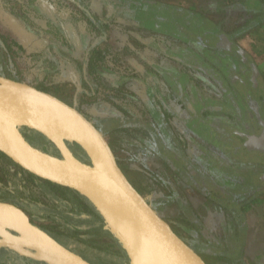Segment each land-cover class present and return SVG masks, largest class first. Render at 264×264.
Wrapping results in <instances>:
<instances>
[{"label":"crops","instance_id":"1","mask_svg":"<svg viewBox=\"0 0 264 264\" xmlns=\"http://www.w3.org/2000/svg\"><path fill=\"white\" fill-rule=\"evenodd\" d=\"M0 72L77 99L217 264H264V0H0Z\"/></svg>","mask_w":264,"mask_h":264},{"label":"water","instance_id":"2","mask_svg":"<svg viewBox=\"0 0 264 264\" xmlns=\"http://www.w3.org/2000/svg\"><path fill=\"white\" fill-rule=\"evenodd\" d=\"M25 129L44 135L59 155L31 143ZM79 145L89 161L77 157ZM0 152L39 179L72 189L103 218L129 264H209L129 179L110 140L75 99L69 102L0 72ZM46 264H94L0 199V250Z\"/></svg>","mask_w":264,"mask_h":264},{"label":"flooded vegetation","instance_id":"3","mask_svg":"<svg viewBox=\"0 0 264 264\" xmlns=\"http://www.w3.org/2000/svg\"><path fill=\"white\" fill-rule=\"evenodd\" d=\"M94 120L97 124L98 123L100 124L99 122L100 120L99 121H97L96 119ZM260 135H261L260 137L264 140V128H263V133ZM38 148L45 150L51 154L59 155L57 150H51L50 148L45 149L43 146H40ZM119 162L123 170L126 172L127 176L130 177L129 176L130 173L123 166L120 159ZM0 163L1 165L3 164L5 167H7V164L4 161H2L1 158H0ZM10 170H14V169H10ZM16 173L18 172L16 171ZM0 174H2L3 177L7 180L5 174L1 170V167H0ZM17 177L18 178H15L16 184H14V186H9V187L7 186L5 187L1 179L0 184H2L1 186L2 190H0V192L1 191L7 192L8 194L12 195V197L9 198L5 197V199L4 198L3 199L14 202L19 206H21L28 213L31 220H33L34 222L45 228L52 236H54L61 243L71 248L72 250L78 252L79 254L83 255L85 258H87L85 256L84 251H82L83 248L86 250L88 249V246L85 245L84 243L86 238L78 237L77 235H75L76 231L74 230V226H79V225L81 226L86 224L88 221L90 222L95 221L94 220L95 216L88 213L87 211H84V208H82L80 204L81 202L80 200L73 198L75 203L71 202L72 197L70 195H66L68 200H65L63 196H59L58 200L53 199L50 196L51 189L48 186H46V184L44 185L43 184L44 182H41L39 179L35 177L32 178L28 173L22 172L21 174H18ZM133 184L143 194H146L143 190H141V187L138 184H136V182L133 181ZM143 184L150 187L149 190H152L153 182L151 179L149 178L144 179ZM154 192L155 191H153L152 194ZM148 198L149 201L152 202V204L156 208H158L155 204L156 203L154 200L155 198L151 199L149 195ZM49 214H51L52 216L51 217L48 216ZM48 222L50 223V226L47 225ZM53 226L58 230L62 231L63 233L59 234L58 232L54 231ZM112 240L115 246L118 247L121 257L125 261H128L125 251L123 249L121 250V247L116 245L117 243L114 239ZM76 246H81L83 248ZM87 259L90 260L89 258ZM90 261L94 264H97L95 261L92 260Z\"/></svg>","mask_w":264,"mask_h":264},{"label":"trees","instance_id":"4","mask_svg":"<svg viewBox=\"0 0 264 264\" xmlns=\"http://www.w3.org/2000/svg\"><path fill=\"white\" fill-rule=\"evenodd\" d=\"M108 118H110V117H108ZM105 131H106V127H105ZM25 132H26V135H27L28 139L35 146H37V147L43 146L45 149L50 148L51 150H56V148L50 143V141L44 135H42L41 133H38V132H36L34 130H30V129H25ZM110 142H111L114 150L115 151H119V148L116 146V144L113 142L112 139L110 140ZM72 149H73L75 155L77 157H79L81 160L89 161V158L87 157L86 153L83 151V149L79 145H77V144L72 145ZM121 150L128 154L129 149L127 147H121ZM0 158H1L2 161H4L8 165V167L5 168L0 163L1 170L5 174L7 180L9 181L10 186H14V184H16L15 178H18L17 175L21 174L22 172H26V171H24L21 167L16 165L13 161H11L8 157H6L1 152H0ZM127 159H128V156H126V160ZM11 166H12V169H14L13 171H15V169H16V171L18 172V173H16V171H15L14 174H16V175H14V177H11L10 173H9ZM26 173H28V172H26ZM28 174L32 178L35 177V178L39 179L35 175H32L30 173H28ZM39 180L41 182H44L43 184L44 185L46 184V186H48L51 189L50 196L53 199L58 200L59 196H63L65 198V200H68L66 195H70L72 197L71 198V202L75 203L73 198L80 200L81 201L80 204H81L82 208H84V211H87L88 213H90V214L95 216V219H94L95 221H92V222L88 221L84 225L74 226V230L77 232V233H75V235H77L78 237L86 238V240L84 239L85 241L84 240L83 241H84L85 245L88 246V249L90 251H95L97 253L99 252V254H101L103 256H104V254H108V255L114 256L116 261L114 260V258L111 259L113 262H115L113 264H116V263L117 264H127L128 263V261H125L121 257L120 252L117 253V254L112 252L109 249L111 247L110 245L104 246L102 243L91 242L90 239L87 237V235L89 236V234L90 235L96 234V235H103V236L106 235V236L110 237L111 234L103 228V218H102V216L98 213V211L95 209V207L85 197H83L78 192H76V191H74L72 189H69V188H66V187L51 183L49 181H44L42 179H39ZM1 186H2V184H0V190H2ZM139 186L141 187V190H143L146 193L145 195H147V196L149 195V197L151 199L155 198L154 199L155 202H156L155 204H156V206L159 209H162L164 207L165 201L167 200V198H169V196H167V195L156 196V191L158 193V190L154 186H153V188L151 187L152 190H149L150 187H148V186H146L144 184H141ZM153 191H155V192L152 194ZM0 193L3 195L2 196L0 194V198H2V199L3 198L5 199V197H7V198L12 197V195L8 194L7 192H2L1 191ZM48 216L51 217L52 215L49 214ZM82 230L86 231L87 235L86 234H81L80 232ZM110 238H112V237H110ZM116 243H117V241H116ZM197 244H198V246L199 245L201 246V244H199V243H197ZM116 245L119 246L118 243ZM103 248H105V249H103ZM204 252H205V250H204ZM0 264H46V263L40 262V261H35V260L29 259L27 257H21V256H19L18 254L14 253V252L7 251L6 249H1L0 250Z\"/></svg>","mask_w":264,"mask_h":264},{"label":"rangeland","instance_id":"5","mask_svg":"<svg viewBox=\"0 0 264 264\" xmlns=\"http://www.w3.org/2000/svg\"><path fill=\"white\" fill-rule=\"evenodd\" d=\"M118 152V155H119V157H120V161L122 162V164H123V166L128 170V172L130 173V179H132L134 182H136V184H138V185H141V184H143L142 183V181H143V177L141 176V175H139L138 173H134V172H132L131 171V169L129 168V164L125 161V155H123V152H121V151H117ZM2 166L3 167H5L3 164H2ZM7 167H8V165H7ZM7 167H5V168H7ZM10 169H12V166L10 167ZM9 173H10V176L11 177H14V175H16V174H14L15 173V171H13V170H10L9 171ZM1 179H2V183H3V185L6 187H9L10 186V184H9V181L8 180H6L4 177H3V175L2 174H0V181H1ZM131 180V181H132ZM132 181V182H133ZM216 191V194H219V196H220V194H222L221 192L222 191H218V190H215ZM174 208H175V204H169V205H167L166 207H165V205H164V207L162 208V209H160V210H162L163 212H164V214H165V216H166V218L169 220V221H171V223L173 224V226H174V228L179 232V233H181V234H183L187 239V241L189 242V243H191L192 245H194V247L197 249V251L205 258V260L209 263V264H217L216 262H215V260H213L212 258H210L208 255H206V253L204 252V247L203 246H198V244L194 241V240H192L191 239V237L189 236V233L187 234V231H185V229H183V227H180L179 225H177L178 223H180V222H178V218H177V215H176V212H175V210H174ZM166 209V210H165ZM47 225H49L50 226V223L48 222L47 223ZM53 229H54V231H56V232H58L59 234H62L63 232L62 231H60V230H58L57 228H55L54 226H53ZM77 233V232H76ZM81 234H86V231H84V230H82L81 232H80ZM89 234V233H88ZM87 235V234H86ZM87 237L90 239V241L91 242H98V243H102L104 246H107V245H110L111 247L109 248L112 252H114V253H119V249H118V247L117 246H115V244H114V242H113V240L110 238V237H108V236H103V235H96V234H94V235H90L89 234V236L87 235ZM66 243V242H65ZM67 244V243H66ZM76 247H80V248H83V247H81V246H76ZM103 249H105V248H103ZM82 251H84V253H85V256L87 257V258H89L90 260H92V261H95L97 264H113V263H115V262H113L111 259H113L114 258V256H112V255H108V254H104V256L103 255H101V254H99V252L97 253V252H95V251H90V250H86V249H82ZM104 253V252H103ZM98 255V256H97ZM114 260H115V258H114ZM116 261V260H115ZM117 264V263H116ZM127 264H129V263H127Z\"/></svg>","mask_w":264,"mask_h":264}]
</instances>
